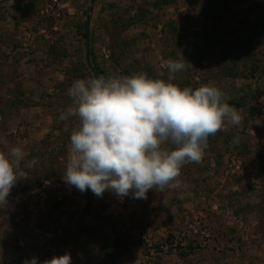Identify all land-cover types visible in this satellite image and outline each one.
<instances>
[{
	"label": "rangeland",
	"instance_id": "1",
	"mask_svg": "<svg viewBox=\"0 0 264 264\" xmlns=\"http://www.w3.org/2000/svg\"><path fill=\"white\" fill-rule=\"evenodd\" d=\"M180 53L192 67L172 82L218 87L241 123L208 138L178 187L147 199L65 184L76 121L59 115L72 82L167 80L162 61ZM6 144L24 149L26 177L0 210V264L65 253L71 264H264V0H0Z\"/></svg>",
	"mask_w": 264,
	"mask_h": 264
},
{
	"label": "clouds",
	"instance_id": "2",
	"mask_svg": "<svg viewBox=\"0 0 264 264\" xmlns=\"http://www.w3.org/2000/svg\"><path fill=\"white\" fill-rule=\"evenodd\" d=\"M168 79L145 73L129 76H89L74 80L67 90L71 104L59 120L74 119L62 180L80 192L102 197L105 191L121 200L129 195L147 199L149 190L163 192L178 187L181 169L200 163L208 138L226 125L238 126L240 111L211 84L193 89L173 83L175 74L191 63L182 53L162 61ZM67 130V129H66ZM234 144L239 142L233 137ZM0 150V210L18 181L25 179L21 167L25 151L19 145ZM35 161L24 163L31 168ZM70 253L23 264H71Z\"/></svg>",
	"mask_w": 264,
	"mask_h": 264
},
{
	"label": "trees",
	"instance_id": "3",
	"mask_svg": "<svg viewBox=\"0 0 264 264\" xmlns=\"http://www.w3.org/2000/svg\"><path fill=\"white\" fill-rule=\"evenodd\" d=\"M226 70V74L229 76L232 72V69L231 68H225Z\"/></svg>",
	"mask_w": 264,
	"mask_h": 264
},
{
	"label": "water",
	"instance_id": "4",
	"mask_svg": "<svg viewBox=\"0 0 264 264\" xmlns=\"http://www.w3.org/2000/svg\"><path fill=\"white\" fill-rule=\"evenodd\" d=\"M85 39H86V41H88V37H86ZM87 55H88V54H87ZM87 65H88V62H87Z\"/></svg>",
	"mask_w": 264,
	"mask_h": 264
}]
</instances>
